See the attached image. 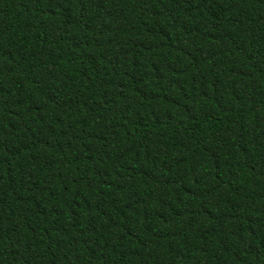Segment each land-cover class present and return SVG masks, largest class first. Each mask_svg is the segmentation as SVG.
<instances>
[{"label": "trees", "instance_id": "trees-1", "mask_svg": "<svg viewBox=\"0 0 264 264\" xmlns=\"http://www.w3.org/2000/svg\"><path fill=\"white\" fill-rule=\"evenodd\" d=\"M0 264H264V0H0Z\"/></svg>", "mask_w": 264, "mask_h": 264}]
</instances>
